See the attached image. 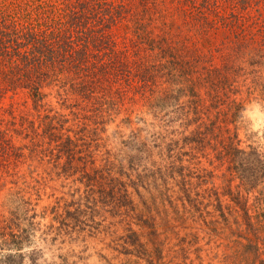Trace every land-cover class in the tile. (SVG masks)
<instances>
[{
	"label": "rangeland",
	"instance_id": "rangeland-1",
	"mask_svg": "<svg viewBox=\"0 0 264 264\" xmlns=\"http://www.w3.org/2000/svg\"><path fill=\"white\" fill-rule=\"evenodd\" d=\"M104 1L101 86L67 66L0 98V264H264V59Z\"/></svg>",
	"mask_w": 264,
	"mask_h": 264
},
{
	"label": "trees",
	"instance_id": "trees-1",
	"mask_svg": "<svg viewBox=\"0 0 264 264\" xmlns=\"http://www.w3.org/2000/svg\"><path fill=\"white\" fill-rule=\"evenodd\" d=\"M162 1L204 36L222 29L238 53L264 59V0ZM123 6L104 0H0V98L26 89L38 95L51 74L67 66L86 74L83 89L101 86Z\"/></svg>",
	"mask_w": 264,
	"mask_h": 264
}]
</instances>
